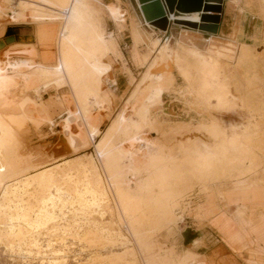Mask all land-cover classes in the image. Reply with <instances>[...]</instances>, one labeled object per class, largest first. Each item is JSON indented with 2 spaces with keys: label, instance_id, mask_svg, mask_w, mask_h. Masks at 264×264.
I'll list each match as a JSON object with an SVG mask.
<instances>
[{
  "label": "bare ground",
  "instance_id": "bare-ground-1",
  "mask_svg": "<svg viewBox=\"0 0 264 264\" xmlns=\"http://www.w3.org/2000/svg\"><path fill=\"white\" fill-rule=\"evenodd\" d=\"M136 1L140 11L141 5ZM1 5L6 11L0 7V15L9 17L10 23L30 21L38 26L35 35L38 44L31 46L37 52L35 63H31V59L12 63L0 59V94L15 85V68L19 66L29 68L24 77L37 82L34 94L37 99H40L41 91L51 87H69L77 110L66 108L68 118L65 122L67 125L82 123L92 143L101 135L95 152L102 170L93 156L54 166L34 164L23 157V133L27 127L54 125L51 119L40 115L43 112L38 100L24 97L16 106L17 113H0V246L20 258L32 259L35 264H70L71 255L78 256L74 264H204L199 262L200 254L187 250L170 256L157 245V237L162 232L176 234L196 193L201 195V200L206 194L213 201L215 213L222 203L225 211L243 218L242 210H230L225 206L226 193L232 189L264 186V175L254 164L245 163L254 159L250 154L253 151L245 142L250 139L248 133L225 138L218 120L210 115V118L203 117L206 104L221 106L213 87L226 90L222 73L215 69V61L210 64L196 62L198 67L206 70L199 91L190 85L186 66L181 69L187 84L180 95L201 120L195 128L188 129L192 132L185 140H179L177 155L170 156L164 144L140 141L144 130L155 134L160 126L154 113L158 109L163 111L165 87H168L165 83L170 78L164 72H156L158 63L161 60L177 61L180 53L164 47L155 58H144L142 65L146 71L131 97L137 104L134 114L128 115L126 110L121 112L101 134L99 120L93 112L106 108V97L111 91L109 84L114 80L110 54L118 47L114 34L108 36L99 25L102 19L97 10L105 6L98 0H0ZM106 11L111 18L123 16L120 7H106ZM200 15L186 14L187 17ZM175 17L173 15L170 21ZM51 25L59 27L57 58L55 65L47 66L50 58L45 47L46 29ZM28 41L31 38H17L13 44L30 43ZM13 44L7 43L0 54ZM157 47V44L153 45V51ZM55 103L65 107L61 99L57 98ZM37 111L38 117L34 116ZM70 136L76 138V135ZM81 138L84 137L73 141L86 146L87 140ZM133 142L138 143L141 150L130 146ZM195 143L206 151L193 148ZM234 146L241 147L245 153L243 158L234 153ZM192 150L197 156L188 164L184 159L190 157ZM159 171L160 174H156ZM237 182V186L219 185ZM115 216L117 222L113 221ZM59 234L64 237L60 242ZM68 240L73 242L71 246H68ZM85 246L96 253L87 254ZM84 255L86 257L82 258Z\"/></svg>",
  "mask_w": 264,
  "mask_h": 264
},
{
  "label": "rangeland",
  "instance_id": "rangeland-1",
  "mask_svg": "<svg viewBox=\"0 0 264 264\" xmlns=\"http://www.w3.org/2000/svg\"><path fill=\"white\" fill-rule=\"evenodd\" d=\"M98 1H100L104 6H115L112 4V0ZM121 1L122 4L119 3L118 6L121 7L122 5L124 9L130 11V14L129 12H123V14L125 15L124 18H119L115 16L114 21L106 11V7L97 10V15L101 16L102 19L99 24L101 26V29L104 30V32L108 34V36L110 33L116 34L119 46L116 49L113 48L110 54V63H112L113 66L114 80H112L109 84V88L111 91L110 94L106 97V108L102 111L93 112V115L99 120L101 134H104L107 131L113 120L116 119L119 114H121V112L126 110V114H134L137 108V104L134 102V100H131V97L133 91L136 90L135 88H137L139 82L143 77L144 72L146 71V68H142V57L148 55L149 48L152 45V41H155L160 38L161 41L165 42L170 37V40H172L173 43H169V45L172 47L177 42H182L183 45L195 49L203 56L217 54L215 53V50L213 49L212 45L205 44L203 46H200L199 41L193 39L190 36H201L205 38H211L212 36H217L219 34V31L217 34H209L202 32L199 29L200 22H194L192 19V21H190L186 14H181L178 12L173 14L176 15L173 21H170L172 17V15H170L169 26L167 31H160L151 24L149 25L150 27L146 26L144 20H142L143 24L137 22V20H139V18L137 17V13L138 15H141V12L136 7L133 9L131 3L133 2V0ZM225 1L227 0H224V3L220 9L215 10L219 13H214L213 15L220 16L219 26L221 23H224L223 30L221 34H219L220 38L223 40L221 42L227 47L233 46L232 48L234 49V51H229V53H233L231 56L229 55L230 59L232 60L231 62L237 63L242 56L241 46L235 38L236 33L239 41L243 42L244 46L247 47L249 43L259 45L253 47L255 53L251 56L248 55V59H246V61L249 60V62L254 63L264 62V41H262V38H259L260 35L264 36V15L262 16V9L257 7V5L255 4V1L258 0H248V3L247 0H230L229 3H225ZM260 1L264 3V0ZM0 7L2 10L6 11L4 5H1ZM249 9H251L252 11H250ZM1 15L0 29L2 30V32L0 34V41H6L8 38L21 33L27 34L28 36L25 37L31 38V41H28L30 43H10L13 45L10 46L8 51L1 52L0 59L3 62L6 61L8 63H12L17 60L31 59L30 62L35 63L37 61L35 59L37 57V52L31 46H37L38 44L37 39L35 40L36 37L34 35L35 31L37 32L38 26L30 21H25V23L22 24H13L10 23L9 17H6V15ZM247 16L248 18L245 20ZM215 19L214 21H216ZM132 20H134V26H141L143 30L145 29L147 30V32H149V39L147 38L145 41L142 42L134 40V43H132L131 27L129 26ZM118 27H120L122 35H118ZM46 31L47 36L45 40V47L48 49L46 50L49 52L50 58V61L48 63L52 61H55L56 63V44L59 27L57 25H51L48 29H46ZM187 32L191 35L186 36L184 33ZM250 35L253 38H250ZM232 41L234 43L230 44ZM132 44H134L133 49ZM97 55L98 57L100 56V54ZM156 56L157 53H154V55H152V58H155ZM48 63H46L47 66H53L48 65ZM182 64L176 63L175 68L173 67V65L171 66L169 60H161L158 63L156 72L166 73L172 82L168 80L165 83L168 87H165L167 89V92H165V95L163 97V111L158 109L154 113L155 116H157L160 124L158 133L152 134L153 131L144 130L141 134L142 138L140 141L144 144L147 143V141L152 143L155 142V144H159L160 142L167 147L170 156L177 155L179 140H185L189 136L190 132H192L189 130L195 128L198 122L201 120V117H199L200 115L196 114L197 112L195 110H190L189 107L186 106L185 100L180 95L181 91L183 90L182 88H184L187 84L186 80L182 75ZM184 66H186L188 72L190 73V85L195 90L199 91L202 84V77L204 73V71H202L203 69H194L198 66L193 60L186 62ZM221 72L222 76H224L223 82L226 85V90H219L218 87H213L212 89L213 92L217 93L216 98H220L221 106L217 103H214L211 106L206 104V114L202 115L204 118H208L210 115L216 120H218L220 124V131L222 132L221 135H224L225 138H234L235 136L248 133V137L250 139L249 141L247 140L245 142L247 144V147L249 149L251 148L250 150L253 151L250 154L254 156L253 160L255 161L248 160L250 162L245 161V163L248 165L254 164L253 166L255 167V169H257L259 173L264 175V103H248V99L247 97H244L243 93V91L247 92L250 90L251 93L253 92L257 96H261L262 98L260 99L263 100L264 72L254 73L256 79L254 80V82H250V85L252 84L253 87L249 88L244 86L247 85L246 81L240 84L239 87H234L232 85V82H229L230 73L225 71V69ZM27 73H29V68L27 67L19 66L15 68V85H13L11 90L3 91L0 94V113H17V104L24 97L29 96L36 101L38 100V102L42 105V114H46L43 116L37 111L38 114H34V116L38 117V115L40 114L44 118L48 117L47 119H51L54 122V125L52 126L49 124H43L40 126V128L34 125H29V128L27 127L26 131L23 133V157H26L25 159L32 161V163L34 164L47 163L44 166H54L57 164H63L66 161L77 162L80 161L81 158L83 160L85 158L86 160V157L88 158L90 156H93L97 165L101 168V163L98 160L95 152V145H97L101 140V135L96 139V141H93L94 143H92L90 142L92 139H90L82 123L71 122V124L67 125L65 122V120L68 118L65 109L70 107L75 111L77 110V103L70 88L65 87L62 89H56L55 87H51L46 91H41V100L37 99L35 98L37 96L34 95L35 90L38 87L37 82L34 81L32 78H25L24 76ZM57 98L63 101L65 106L64 108L58 105V103H55L57 102ZM44 101L47 102L45 103ZM134 106L135 108H133ZM169 111H173V113L170 114ZM65 127H68L66 128L67 130H65ZM65 133L66 135L68 133L70 135H76V138L74 136H70L69 134L68 135L70 137L66 136ZM77 137H84L81 139H86L88 144L86 146H80L78 142V144L75 143V141L73 140H77ZM133 144L134 145H132L131 143L130 146H132L134 149L137 150L140 148V145L138 143L135 144L133 142ZM169 147L171 148V150ZM192 147L199 149L202 148V150L206 151V148L196 143ZM234 147H236L234 153H239V158H243L245 153L242 151L241 147ZM139 150H141V148ZM240 151H242V154H240ZM196 156V152L192 150L190 152L191 158L186 157L184 159V162L190 164L191 162L195 161ZM160 172L161 171L156 172V174H160ZM102 176L105 179V174L103 173V171ZM144 176H147V174L145 173ZM235 184H238V182L224 184L221 183L219 185H221L222 187H225L227 185L237 186ZM154 191L157 192V188L156 190L154 189ZM200 196H198V193L194 194L191 204L188 206L185 214H183V220L179 224L176 234L174 235L167 234V232H162L157 237V245L160 246V248L165 252H168L170 256L182 254L186 250L195 254H200L202 257L199 259V262H202L204 264H246V256L243 254L238 255L240 250L235 253L228 249L222 237L213 228H208V231L205 233L208 240L207 245L202 243L201 245L187 246V243H183V237H186L189 232V229L193 227L194 224L192 219H195V215L191 212L192 207H194V203H196L197 208H203L211 216L215 213L213 201H211L206 194V197L203 200L200 199ZM112 202L113 205H111L112 208H114L113 206H115V202L113 198ZM113 212L115 213V211ZM113 221L117 222V216L113 218ZM123 231L124 233H126L125 230ZM59 235L61 236H59L60 242L61 239H63L64 237L61 234ZM69 238L72 237L70 236ZM67 243L68 246H71L73 242L71 240H68ZM79 246L80 245L78 244L77 248H79ZM85 250L88 251L87 254L96 253L94 249L87 248L86 246ZM85 257V255L82 256V258ZM77 258L78 256L71 255L70 264H74V260H76ZM0 264H35V262L32 259L27 260L20 258L18 255H14L10 250H7L6 248L0 246Z\"/></svg>",
  "mask_w": 264,
  "mask_h": 264
},
{
  "label": "crops",
  "instance_id": "crops-1",
  "mask_svg": "<svg viewBox=\"0 0 264 264\" xmlns=\"http://www.w3.org/2000/svg\"><path fill=\"white\" fill-rule=\"evenodd\" d=\"M123 1H126V0H123ZM229 2H230V0L225 1V3H229ZM119 3L122 4V1L121 0H112V4L115 6H105V7H113V8L120 7V6H118ZM131 3L133 6V9L136 7L139 10L136 0H133V2H131ZM247 3H248V0H247ZM255 4L257 5V7L262 9V16H263L264 15V11H263L264 3H262L260 0H258V1H255ZM121 7H122V5H121ZM121 9L123 10V12H127V13L129 12V14H130V11H128L127 9H124L123 7ZM249 10L252 11L251 9H249ZM124 17H125V15L123 14L122 18H124ZM137 17L139 18V20H137V22H139L140 24H143L142 16L138 15V13H137ZM140 18H141V20H140ZM188 18L190 21L193 20L194 22H196V21L201 22V15L200 16H190ZM193 18H197V19H193ZM247 18H248V16L245 18V20ZM112 19L115 21L114 18H112ZM120 24H121V22H120ZM223 25H224V23L223 24L221 23L219 26V34H221V32L223 30ZM129 26L131 27L132 43H134V40H136L138 42H140V41L142 42V41H145L147 38L148 39L150 38L149 34H148L149 32H147V30H145V29L143 30L141 26H137V25H136L137 27L134 26V20H132V22ZM146 26H148V25L146 24ZM134 27H136V28H134ZM184 34L186 36L191 35L190 33L188 34V32L184 33ZM219 34L217 36H212L211 38H205V37H201V36H190L193 39L199 41L200 46H203L205 44L206 45H212L213 49L215 50V53H217L215 55L210 54L209 56H203L201 53H199L195 49H193L189 46L183 45L182 42L181 43L177 42L172 47L169 45V43H173L172 40L169 39L168 41L163 42L159 38L155 41H152V45L149 48L148 55L142 57V63H143L144 58L152 57V55H154V53H157L162 48L166 47L170 51H174L177 54L180 53L177 57L179 60L177 59V61H175V62H173L172 60H169V62L171 63V66L173 64V67H175V68H176L175 63H180V64L183 63L182 65L184 66V64L190 60L195 61V64L197 66L199 63L210 64L211 62L214 63V61H215L214 66H215L216 70L221 72L222 70L225 69V71L230 73L229 74V79H230L229 82H232V85L234 87H239L240 84H242L245 81L247 82V85H244V86H246L248 88L253 87L252 84L250 85V82H254V80L256 79L255 74H254L255 72H260V73L264 72V62L254 63V62H249V60L246 61V59H248V55H250V56L254 55L255 51H254L253 47L254 46L256 47L259 45L249 43L247 46L248 48H247L246 46H244L243 42L239 41V39L237 37V33H236L235 38L241 46L242 56H241V59L237 63H232L230 56L233 53H229V51H234V49L232 48L233 46H230V47L225 46L221 42L223 40L220 38ZM34 35H36V31H35ZM118 35H122L120 27H118ZM25 36H28V35L21 33V34L15 35L14 37H16V39L17 38H27ZM114 38L118 44L116 34H114ZM250 38H253V37L250 35ZM259 38H262V41H264V36L260 35ZM35 40H36V38H35ZM233 43L234 42L232 41L230 44H233ZM155 44H157L158 47L156 50L153 51V45H155ZM133 48H134V44H132V49ZM180 48H181V50L183 49V53L181 52ZM188 53H189V55H188ZM193 53H195V54H193ZM181 54H184V56L187 58L188 61L187 60L185 61V57H183L184 58L183 59L182 58L183 55H181ZM194 55H196V56L194 57ZM181 58H182V60H181ZM216 61H217V63H216ZM196 62H199V63H196ZM54 64H55V61L48 63V65H54ZM142 68L145 69V67L143 65H142ZM198 68H200V67H198ZM198 68H194V69L197 70ZM200 69H203V68H200ZM205 71L206 70H204V73H205ZM243 93H244V97L245 98L247 97L248 103H251V104H262V103H264V99L263 100L260 99V98H262L261 96H259V95L257 96L253 92L251 93L250 90L247 92L243 91ZM47 101H44V102L46 103ZM193 206L194 207H192L191 212H192V214L195 215V219H192L194 224H193V227H191L189 229V232L186 235V237H183V243L184 244L187 243V246L201 245L202 243L207 245L208 240H207V236L205 235V233L208 231V228H213L222 237V239H223L224 243L226 244V246L228 247V249H230L231 251H233L235 253L240 249V252L238 255L243 254L246 256V258H245L246 264H264V186L254 187V188L249 187V188H244V189L243 188L232 189L226 193V195H225V206L228 207L230 210H234L235 208L238 210H242L243 216H245L246 219H245V217L239 218L235 215H231L230 211H225V209L222 208V206H223L222 203L220 205L221 209L216 210V213L214 216H211L210 214H208V212L206 210H204L203 208H197L196 203H194ZM241 206H243V207H241ZM240 207H241V209H240ZM243 209H244V211H243ZM245 209H247V211ZM238 218H239V220H238ZM235 219H236V221H235ZM241 221H243V222H241ZM243 237H244V239H243Z\"/></svg>",
  "mask_w": 264,
  "mask_h": 264
},
{
  "label": "water",
  "instance_id": "water-1",
  "mask_svg": "<svg viewBox=\"0 0 264 264\" xmlns=\"http://www.w3.org/2000/svg\"><path fill=\"white\" fill-rule=\"evenodd\" d=\"M141 7L140 11L146 22L157 29L167 31L169 26V15L176 12L181 14L200 13V31L217 34L219 31L220 16L213 15L216 9H220L224 0H138ZM216 18V19H215ZM214 19L216 21H214ZM16 42V37H10L6 41H0V50L8 43Z\"/></svg>",
  "mask_w": 264,
  "mask_h": 264
}]
</instances>
